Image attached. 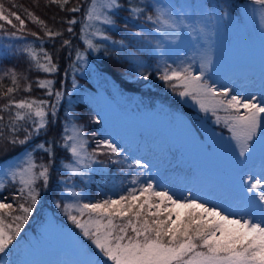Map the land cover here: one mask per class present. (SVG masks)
Wrapping results in <instances>:
<instances>
[{
  "label": "snow or ice",
  "instance_id": "6c2138e0",
  "mask_svg": "<svg viewBox=\"0 0 264 264\" xmlns=\"http://www.w3.org/2000/svg\"><path fill=\"white\" fill-rule=\"evenodd\" d=\"M251 2L259 6L258 10L264 19V0ZM46 3L55 5L61 11L81 12L79 2L72 7H67L70 0H46ZM20 7L15 4V0H8V7L0 0V31H6V26H11L15 31L10 36L17 39L22 38L18 33L25 31V19L18 11H9V8ZM121 7L119 0H89L81 26V39L88 50L100 51L101 45L94 43L93 38L101 41L110 39L98 25L114 27L116 21L113 10ZM24 12L50 39L63 35L60 31L50 29L32 11L24 9ZM110 12L113 15H109ZM128 12L133 18L144 16L152 25L151 31L159 34L162 39L156 41L157 50L161 49L163 41H179L184 31L196 30L186 22L183 10L177 9L175 5L156 2L140 7L132 6L129 0ZM146 12L152 14L145 15ZM63 22L68 25L67 32L74 33L72 26L78 21L68 18ZM125 28H128L127 24ZM200 32L204 33V29L201 28ZM29 34L40 39L35 32ZM132 35L137 39H146L143 31L133 32ZM113 43L124 45L123 40ZM62 46L71 48L72 41L64 39ZM22 51L38 71L54 74L59 70L53 57L43 48L39 53L31 46ZM6 55L7 52L0 51V56ZM75 59L87 63L81 51L76 52ZM161 59L163 63L157 61L156 64L158 79L179 97L190 99L200 112L211 113L215 122H223L230 132L238 148V153H233L235 187L224 190L209 188L202 195L187 189L184 195L176 196L152 179L145 180L136 173L129 174L128 187L115 198L109 195L100 200L81 203L78 199L81 193L68 189L66 185L67 195L77 198L76 202H60L55 206L79 229V235L86 242L78 250L82 259L76 264H264V158L259 161V171L254 170L255 164H250L254 144L257 141L264 144V86L260 87L261 95L256 98L254 93L248 94L247 90L242 93L234 88H221L210 83L207 72L213 63L211 46L200 57L198 74L192 62L181 61L173 67L167 59H163V55ZM137 69H143L139 71L140 78L149 79L150 73L141 60H136L130 70L135 72ZM5 78L11 82V86H4ZM21 80L26 81L27 77L15 68H8L0 74V99L7 101L0 108V113H9L6 127L11 131L10 137L5 134V118L0 115V138L6 142L5 147L28 143L33 135L47 128L49 107L53 117L58 109V104L49 105L47 100H16L15 94L21 90ZM36 84L46 90V95L54 96L57 102L63 96L61 91H53L54 81L51 79L38 80ZM72 86H77L75 81ZM23 91H31V84L26 83ZM12 109H15L14 114ZM26 123L33 126L31 132L24 126ZM21 129L25 135L23 139H18L16 133ZM64 131L62 146L71 156L65 167L72 176L86 177L85 170L98 162L97 156H107L113 164H119L122 160L129 162L130 168L150 167L142 159L130 158L111 140L97 141L96 149L89 153L81 128L73 125L70 135L67 134V127ZM258 132L260 136L257 139ZM36 148L47 154V163H37L32 151L28 150H25L22 163L0 161V190L6 189V180L9 178L19 185L11 201L7 197L0 199V264H26L24 256L33 246L29 242L23 248L17 247L22 239L24 225L38 203V182L47 188L50 167L56 159L51 147L40 143ZM3 150L0 148V151ZM115 190L116 184L113 183L112 191ZM218 197L222 199L213 203Z\"/></svg>",
  "mask_w": 264,
  "mask_h": 264
},
{
  "label": "rangeland",
  "instance_id": "374dc122",
  "mask_svg": "<svg viewBox=\"0 0 264 264\" xmlns=\"http://www.w3.org/2000/svg\"><path fill=\"white\" fill-rule=\"evenodd\" d=\"M218 1L226 5V1ZM227 1V6L232 5L233 12L220 10L216 0H212L217 6L213 8L208 7L206 0H151V4L158 2L182 9L186 22L196 30L184 31L179 41H163L160 50L155 48V44L162 38L152 32V28L135 30L143 31L146 37L136 39L161 64L162 55L173 67L181 61L192 62L197 74L200 57L211 46L213 63L207 72L209 82L217 87L227 86L242 93L247 90L248 94L254 93L259 98L260 87L264 86V19L258 10L259 6L252 4L251 0H242L241 4L237 0ZM202 5L207 7L202 8ZM84 20L85 17L82 23ZM98 26L104 32L111 27ZM201 28L204 33L200 32ZM105 34L110 37L108 41L93 38L94 43L101 45L98 52L88 50L81 40L84 49H77L76 52H83L87 63L77 61L75 53L70 68L73 72L72 81L77 86H72V91L95 105L97 120H100L103 129L108 132H105L104 140H111L116 144L119 142L122 144L121 149L130 158L142 159L150 165L147 169L131 168L132 175L139 173L145 180L152 179L176 196L184 195L187 189L197 195H202L209 188L233 189L236 182L233 153H238V148L223 122L217 124L211 113L200 112L190 99L176 95L158 76L153 77H157L160 85L150 86L149 82L138 80L140 91L129 92L131 94L120 92L109 79L97 74L87 55H96L106 48H112V37L107 32ZM138 58L145 60L140 56ZM156 64L157 62L154 67ZM153 77L149 79H154ZM83 80L89 84L81 90L82 84H85ZM140 100H148L150 104L143 105ZM182 106L190 110L189 115L184 113ZM219 115L223 116L224 113ZM192 117L203 134L202 139L192 125ZM72 126L70 124L68 127L69 135ZM259 136L258 132L257 139ZM23 154L14 156L15 159L8 162L20 163ZM262 158L264 144L257 141L250 161V164H255V171H259V161ZM164 160H176V165L167 169ZM77 177L80 176H72L69 172L67 180L73 181ZM128 179L129 177L121 179L118 187H128ZM8 180L11 179L6 182ZM112 196L115 198L117 194ZM221 199L218 197L217 201L212 202L217 203ZM48 213L44 224H39L34 233H21L23 236L18 248H23L29 242L33 244L24 256L26 264H76L82 259L78 253L79 248L84 245L82 237L73 231V224L67 217L57 215L58 218H55L51 211Z\"/></svg>",
  "mask_w": 264,
  "mask_h": 264
},
{
  "label": "trees",
  "instance_id": "16d2710c",
  "mask_svg": "<svg viewBox=\"0 0 264 264\" xmlns=\"http://www.w3.org/2000/svg\"><path fill=\"white\" fill-rule=\"evenodd\" d=\"M220 10L226 11L228 13L233 12L232 5L227 6L229 3L227 0H222L226 5H223L218 0ZM241 4L242 0H237ZM5 7H8V0H3ZM81 4V12L70 13L67 11H61L55 5H48L46 0H15V4L21 6L19 9L9 8V11H18V13L25 19V31L24 33H18V36L22 38H12L10 36L12 31H15L11 26H6V31H0V51L7 52L6 56H0V74L8 68H15V70L27 77V80H21V90L15 94V99L19 100L21 98L28 99H37V100H47L49 105L58 104V109L56 115L53 117L51 115V108L48 109V126L46 129H42L39 134L33 135L32 139L24 145H7L5 147V141L3 138H0V148H4L3 151H0V161H9L10 158L14 156L25 153V150L32 151L33 158L37 163H47L48 157L47 154L42 150L37 149L36 145L43 143L46 147H51L52 150L56 153V159L51 164L49 172V184L47 188L42 186L41 182H38V190L40 191V196L38 198V203L35 206L32 215L29 217L28 222L24 225L22 233H34L33 231L37 230L39 224L43 225L48 212H52L53 217L61 215L66 217L61 209L56 208V203H71L76 202L77 198H72L66 193V185L68 189L72 191L81 193V197L78 198L79 202H89L100 200L106 198L109 195L121 194L124 189L118 187L119 181L129 177L130 172L129 162L121 161L119 164H113L110 162V159L107 156H97V163L92 164L90 169H86L87 176L84 178L77 177L73 181L67 180L69 171L65 167L67 163L71 160L70 153L62 146V137L65 134V127L73 124L81 128L84 134V138L87 141L86 149L89 153L96 149V143L101 138L104 140L105 132H108L103 129L100 124V120H97L96 107L93 103L86 101L80 95L72 91V77L73 72L70 68V64L74 59L77 49H84L81 39V26L83 20V13L85 6L88 4L89 0H70V4L67 7H72L76 3ZM119 3L122 5L121 8L115 9L113 18L116 21V25L113 27H108L105 32L109 33L112 37L111 42L113 41H124V45L121 46L119 43L111 46L112 48H106L103 51L97 53L96 55L87 54L92 63L93 69L97 72L100 77L109 79L120 92L131 94L129 92L140 91V82L138 80H144L139 77V71L143 69H137L135 72H132L130 69L134 66V62L139 60V56L144 58L142 62L147 67L148 72L150 73L149 77L159 76L154 67L157 60L149 54V51L142 48L141 43L132 35V31L146 28L151 29L152 25L146 21L144 16L139 18H133L129 12V0H119ZM206 3L209 8L213 6L217 7L216 4L212 3V0H206ZM151 4V0H131L132 6L144 7L145 5ZM24 9L32 11L37 17L42 19L45 24L55 31H60L63 33L62 36L55 37V39H50L48 36H45L44 31L40 26L34 24L30 19L27 18ZM151 12H146L145 15H150ZM113 15V13H109ZM68 18H75L78 23L73 25L74 33H68V25L63 21ZM15 22V21H14ZM2 23V22H0ZM125 24L128 25V28H125ZM35 32L40 39H37L36 36H32L29 33ZM64 39H70L72 41V47L67 48L62 46ZM140 40V39H139ZM31 46L39 53L40 49L43 48L47 51L52 57L53 61L58 65V71L54 74H47L42 71H38L33 62L23 53V49ZM117 49H120L117 51ZM107 52V54H106ZM41 62H43L41 54ZM154 79L144 80L145 83L154 86L161 84L157 80V77ZM51 79L54 81L53 91H61L63 93L62 98L57 102L54 96L46 95V90L40 89L37 87L36 82L38 80ZM105 80V79H104ZM81 82V81H80ZM85 84H82L85 89L88 86V82L84 81ZM31 84V91H23L25 84ZM5 87L11 86V82L5 78L3 81ZM93 86V85H92ZM137 96V94H136ZM143 105L150 104L148 100H140ZM7 101L5 99H0V108ZM182 109L185 110L184 113L189 115L190 110L186 106H182ZM15 109H12L14 114ZM0 115L4 116V131L7 136H11V131L6 126L9 122V113L2 112ZM191 119L192 125L197 129L198 133L203 138L202 132L197 128L196 122ZM99 121V123H97ZM24 123V122H21ZM28 128V131L33 130L31 123L24 124ZM68 134V133H67ZM25 132L21 129L16 133L18 139H23ZM118 145L121 147L122 144L118 142ZM127 145V143H126ZM24 156V154L22 155ZM132 158V157H131ZM176 160H164V166L167 169H171L173 165H176ZM22 163V161L20 162ZM125 173V175H124ZM113 183L116 184V190L112 191ZM19 187L18 183H13L11 180L6 182V189L0 190V199L7 197L11 201V197L16 195V189ZM127 188V187H126ZM20 201H15L14 203H19ZM46 215V217H45ZM69 224V223H68ZM73 231H76V234L79 235V229H76L75 226L71 227ZM23 236V234L21 235ZM80 236V235H79ZM82 237V236H80ZM83 237H82V240ZM86 242H84L85 244ZM20 246L17 245V247Z\"/></svg>",
  "mask_w": 264,
  "mask_h": 264
}]
</instances>
